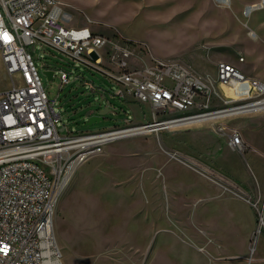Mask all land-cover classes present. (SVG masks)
Segmentation results:
<instances>
[{
  "label": "rangeland",
  "instance_id": "1",
  "mask_svg": "<svg viewBox=\"0 0 264 264\" xmlns=\"http://www.w3.org/2000/svg\"><path fill=\"white\" fill-rule=\"evenodd\" d=\"M61 1L75 25L91 21L107 34L117 28L132 45L134 68L154 59L185 64L213 85V110L248 103H224L234 94L217 82L220 63L264 81V10L244 13L258 0ZM29 50L65 132H99L151 121L147 104L115 98V85L99 71L50 47ZM46 68L56 71L51 81L43 74ZM59 69L83 75L86 82L60 90ZM10 88L0 60V93ZM262 99L264 95L249 102ZM106 108L101 121L87 125V112L99 114ZM250 119H264V110L132 135L91 156L58 190L53 229L61 264H206V254L188 247L195 245L191 236L199 230L213 237L208 244L212 258L237 256L235 264H264V156L247 145L243 153L224 148L221 139L227 137L217 130L224 124L242 133L241 123ZM208 132L215 134L216 148L221 147L218 154L233 163L235 177L246 183L216 169L213 147L202 149ZM254 138L262 148L259 134ZM206 182L219 197L247 202L253 216L231 201L206 205V194L214 192ZM255 202L263 210V223L251 205Z\"/></svg>",
  "mask_w": 264,
  "mask_h": 264
},
{
  "label": "built area",
  "instance_id": "2",
  "mask_svg": "<svg viewBox=\"0 0 264 264\" xmlns=\"http://www.w3.org/2000/svg\"><path fill=\"white\" fill-rule=\"evenodd\" d=\"M67 7L61 0H0V60L11 80V88L0 93V264H61L53 229L58 190L91 156L141 130L219 120L223 116L209 117L228 110H213V85L179 61L154 59L131 69L135 54L127 40L106 38L87 26L68 27L63 21ZM261 9L264 0L249 15ZM30 47H50L99 71L115 85V98L147 104L151 121L90 133L65 132V126L60 131L62 117L42 85ZM103 49L104 57L99 54ZM44 72H52L54 79V69ZM58 73L60 90L83 78L62 69ZM217 82L234 94L225 104L264 102H249L264 95V83L231 64L218 65ZM217 130L228 138L230 149L245 151L238 129L219 124ZM251 205L263 223V210L257 202Z\"/></svg>",
  "mask_w": 264,
  "mask_h": 264
},
{
  "label": "crops",
  "instance_id": "3",
  "mask_svg": "<svg viewBox=\"0 0 264 264\" xmlns=\"http://www.w3.org/2000/svg\"><path fill=\"white\" fill-rule=\"evenodd\" d=\"M71 5L73 7H76L73 3ZM261 10H264V9H261ZM261 10H259V11H261ZM63 21L65 22V24L68 27H71V28H79V27L87 26L91 29L92 32L99 34V35H102L106 38L115 39V40L116 39L117 40L118 39H125V36L117 28H112V30L110 32H108V34H107L105 32V30H102L101 28L95 26L94 24H88L85 21H84V24L82 26L75 25L74 23H72L71 17L66 14V8L64 9ZM140 59L143 60L142 58H140ZM131 62L132 61H130V64H132ZM131 66H132L131 69H133L134 68L133 65H131ZM247 77H250V76H247ZM251 78L258 79L257 77H251ZM258 80H260V79H258ZM260 81H262V80H260ZM75 82H77L78 86H79V85H83L86 81L84 78H82L81 80L75 81ZM262 82L264 83V81H262ZM93 115H97V114L93 113ZM241 124H242V128H244V129H243L242 133L240 132V134H241L242 140L246 143L245 145L251 147L252 149H254L256 151H258V153H260V155L264 156V119H250L247 121H243ZM62 126H64V125H62ZM62 126L59 129H62ZM257 134H259V136H260V143H261L262 148L256 146L257 144L254 140L255 139L254 137ZM203 138H205L204 140L207 141V144L205 146H203L204 148L202 147V149L213 147V155H214L213 160H214V163L216 164V169H218L222 173H225L226 175L230 176L231 178L235 179L236 181H238L240 183H243V184L246 183L248 180L246 181V180H240V179L236 178L239 176L235 175L233 163L225 160L221 156V154H218V152L221 151V147L219 146L218 147L219 149L216 148L215 134L208 132L207 135H205ZM221 140L224 141L223 147L226 149H230L228 144H227L228 138H223ZM230 150H232V149H230ZM234 152H236V151H234ZM256 170L259 171V169L257 167H256ZM206 184L208 186H210L211 188L212 187L214 188V192L206 194V199H203V200H206V202H205L206 205L209 206L211 203H213L217 200H222V201L224 200L225 202L228 201L229 203L231 201V202L239 203L240 205H242L246 210H248V212H250V215L253 216V211L251 210V208L247 204V202L236 199V198H232V197H225L222 195H221V197H219L218 191H216L215 187L212 186L211 184H209L208 182H206ZM199 232H201V233H198V234L195 233L191 236L192 237L191 240L194 241L195 245H189L188 247L195 249L197 251V254H202V253L206 254V256H208V259H210L209 261L207 259L208 262H206V264H221V263H226V262L228 264H235V262H237V260H240V259L236 258L237 256H226V257H221V256L219 257L218 256V257L212 258L210 256V254L208 253L209 248H211V246L208 244H210V243H212V241H214L213 237H211L209 233H207L203 230H199ZM243 262H246V261H243ZM168 264H174V263H168ZM191 264H205V263H204V260H201V261L197 260L194 263L191 262ZM243 264H245V263H243Z\"/></svg>",
  "mask_w": 264,
  "mask_h": 264
},
{
  "label": "bare ground",
  "instance_id": "4",
  "mask_svg": "<svg viewBox=\"0 0 264 264\" xmlns=\"http://www.w3.org/2000/svg\"><path fill=\"white\" fill-rule=\"evenodd\" d=\"M217 2L221 3H228V0H216ZM254 5H249V6H246L244 8V13L249 15L252 8H253ZM264 110V102H261V103H255L253 105H250V106H246V107H233V108H230L228 110H225L223 111L222 113L218 114V115H214V116H210L209 118L213 119L216 118V117H224V116H228V115H232V114H239V113H246V112H258V111H262ZM200 120L197 119V120H192L190 122H182V123H179V124H165L164 128H170V127H174V126H183V125H186L187 123H197L199 122ZM157 130L156 128L154 129H146L145 131L144 130H141L138 134H144V133H149V132H152V131H155Z\"/></svg>",
  "mask_w": 264,
  "mask_h": 264
},
{
  "label": "water",
  "instance_id": "5",
  "mask_svg": "<svg viewBox=\"0 0 264 264\" xmlns=\"http://www.w3.org/2000/svg\"><path fill=\"white\" fill-rule=\"evenodd\" d=\"M43 74L47 77L48 80H51V78H52V72H44ZM106 113H108V108L104 109L103 111H101L97 115H93L92 112H87L86 113V117L88 118L87 125H90L92 123L101 121L103 115H105ZM60 131H62V129H60Z\"/></svg>",
  "mask_w": 264,
  "mask_h": 264
}]
</instances>
